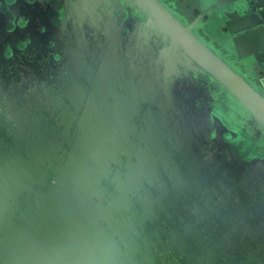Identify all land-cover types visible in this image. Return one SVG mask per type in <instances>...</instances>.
<instances>
[{
	"label": "water",
	"instance_id": "obj_1",
	"mask_svg": "<svg viewBox=\"0 0 264 264\" xmlns=\"http://www.w3.org/2000/svg\"><path fill=\"white\" fill-rule=\"evenodd\" d=\"M0 0V264H264V0Z\"/></svg>",
	"mask_w": 264,
	"mask_h": 264
},
{
	"label": "rangeland",
	"instance_id": "obj_2",
	"mask_svg": "<svg viewBox=\"0 0 264 264\" xmlns=\"http://www.w3.org/2000/svg\"><path fill=\"white\" fill-rule=\"evenodd\" d=\"M179 4L184 8L185 11H183V12H185L186 15L187 14L191 15L190 18L193 17L197 13V12L192 11V8L195 7V3H193L192 0H191V3H189L185 0H180ZM175 6H177L176 3H175ZM177 8H178V6H177Z\"/></svg>",
	"mask_w": 264,
	"mask_h": 264
},
{
	"label": "flooded vegetation",
	"instance_id": "obj_3",
	"mask_svg": "<svg viewBox=\"0 0 264 264\" xmlns=\"http://www.w3.org/2000/svg\"><path fill=\"white\" fill-rule=\"evenodd\" d=\"M185 1L191 3V0H185ZM179 3H180V0H177V1H176V4H177V6H178V9H179L181 12L185 11L184 8H183ZM193 3H194V2H193ZM192 11H193V12H197L194 16H196L198 13H200V10L197 8V5H196V4H195V7L192 8ZM183 13L185 14V12H183ZM185 15H186V14H185ZM186 16L190 17L191 15L187 14ZM194 16H193V17H194ZM193 17H191V18H193Z\"/></svg>",
	"mask_w": 264,
	"mask_h": 264
}]
</instances>
